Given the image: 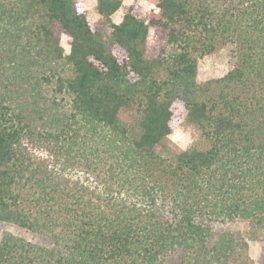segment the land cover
<instances>
[{
    "label": "trees",
    "instance_id": "obj_1",
    "mask_svg": "<svg viewBox=\"0 0 264 264\" xmlns=\"http://www.w3.org/2000/svg\"><path fill=\"white\" fill-rule=\"evenodd\" d=\"M151 1L115 23L97 0L101 30L77 0H0V221L38 236L3 232L0 264H238L212 225L264 228V0ZM182 123L198 141L165 156Z\"/></svg>",
    "mask_w": 264,
    "mask_h": 264
},
{
    "label": "rangeland",
    "instance_id": "obj_2",
    "mask_svg": "<svg viewBox=\"0 0 264 264\" xmlns=\"http://www.w3.org/2000/svg\"><path fill=\"white\" fill-rule=\"evenodd\" d=\"M77 1L82 4L93 25L101 30H109L104 19L97 11V0ZM132 3L138 4L137 16L145 21H148L151 12L157 11V6L151 0H123L122 7L112 15V21L119 23L124 11ZM150 36H154L152 32ZM60 39L65 52L68 53L71 47V38L67 34L61 33ZM235 51L234 45H228L215 54L202 57L198 64V82L203 83L209 79L224 76L234 65ZM199 136L200 130L197 126L190 123H182L165 140L163 154L165 156L176 155L194 145L198 141ZM74 178L90 184L94 181L92 177L84 172L76 173ZM212 229L214 233L213 238L217 239L222 234H230L245 245L246 251H243L238 264H264V228L254 229L248 220L236 217L223 222H216L212 225ZM5 231L24 236L32 241L38 239V236L31 231L23 230L12 223L0 221V237ZM245 260H249V262L245 263ZM168 264H180L178 255L170 256Z\"/></svg>",
    "mask_w": 264,
    "mask_h": 264
}]
</instances>
